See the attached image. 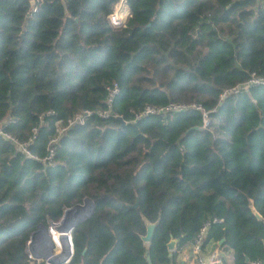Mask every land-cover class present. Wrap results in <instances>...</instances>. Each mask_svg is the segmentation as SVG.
Segmentation results:
<instances>
[{"label": "trees", "instance_id": "16d2710c", "mask_svg": "<svg viewBox=\"0 0 264 264\" xmlns=\"http://www.w3.org/2000/svg\"><path fill=\"white\" fill-rule=\"evenodd\" d=\"M250 74L264 0H0V126L30 154L0 136V264H42L30 234L85 198L63 264H177L205 222L213 264L264 262V85L220 100Z\"/></svg>", "mask_w": 264, "mask_h": 264}, {"label": "built area", "instance_id": "2783aa9c", "mask_svg": "<svg viewBox=\"0 0 264 264\" xmlns=\"http://www.w3.org/2000/svg\"><path fill=\"white\" fill-rule=\"evenodd\" d=\"M116 10L117 11H114L112 14H110L108 16V21L112 27H121L124 23L125 17L121 16L122 13L120 11H118V9H116ZM250 85H264V75L263 76H255L254 74H250L249 78L245 82L237 84V85L225 90L220 95V100L226 94L235 93V92L240 91V90L246 91ZM113 92H114V90L109 91L108 100H110ZM187 108H194V109L202 111L203 126L207 125V123H208L207 116L205 115V112L197 104H194V103H192V104H184V103L172 104L171 103L167 107H165L164 110H185ZM157 111L159 112L160 110H157ZM157 111L151 109L150 107H146L145 110L143 111V114L154 113ZM73 121L80 122L81 120L79 117H76ZM61 130H63V129H61ZM0 136L2 138H5L6 140H8L10 143H12L13 146L15 148H17L19 151H21L22 153H24L26 155H30L28 153V151L26 150L25 145L17 143L9 134L5 133L1 129V126H0ZM60 219L57 221H54V222H50L48 226L39 225L30 234V237L26 243V249H25L26 250V257L29 260H33L36 263L48 264L47 260L51 259L55 255L54 254V252H55L54 247L59 246V239H60L59 236L67 237V242L70 245L71 237H68L67 232L65 235H62L61 233H60V235H53V230L60 226ZM213 221H215V220H213ZM208 225H209L208 222H205L201 225L196 237L194 238V240L191 244V251L195 254H197L200 250L202 238L204 237L205 230H206ZM37 230L39 231L38 233H40L39 235H41L40 236L41 239H40V237L35 238V245L36 246L34 247V245L32 244V241H31V237H33V235H36L35 231H37ZM37 246H40V247H37ZM210 258H211L210 261L208 263H205L204 261H202L201 258H199L197 256L195 258V262H196V264H213L215 262L213 259V256ZM68 260H69V257L67 259H65L64 263H66ZM245 264H264V262L259 260V259H255V260L247 261Z\"/></svg>", "mask_w": 264, "mask_h": 264}, {"label": "water", "instance_id": "95a60500", "mask_svg": "<svg viewBox=\"0 0 264 264\" xmlns=\"http://www.w3.org/2000/svg\"><path fill=\"white\" fill-rule=\"evenodd\" d=\"M87 201H89V199L85 198V199H83L81 204H76V205L64 210V212L61 216V219H60V227H64V225H67V231L66 232L68 234V237H71V230L74 227V225H76L77 223L86 219L90 215V213L92 212L93 206H94L93 202L91 203V206L87 209V213L85 216H82L80 219L72 218L73 215H75V217L77 216V213L79 212V210L81 208H83L85 206ZM136 205H137V203L135 202L131 207L134 208V207H136ZM251 211L255 215L256 218L259 217L258 214L253 211V209H251ZM154 225H155L154 223H145V234L143 236H141V240L144 243H148L150 241ZM38 232H39L38 230L35 231L36 235H33V237L35 236V238H36L38 236H41V235H39L40 233H38ZM33 237H31V241H32ZM59 241L62 243L63 250L58 255H54L51 259L47 260L48 264H63L65 259H67L68 257L71 256L72 243H70V245L68 244L67 237H60ZM175 242L176 241L174 239H171L166 243V248L168 249V251L173 250ZM145 256L148 259L147 253H145ZM245 261H247V260H245ZM148 263H149V261H148Z\"/></svg>", "mask_w": 264, "mask_h": 264}, {"label": "crops", "instance_id": "0c3cea01", "mask_svg": "<svg viewBox=\"0 0 264 264\" xmlns=\"http://www.w3.org/2000/svg\"><path fill=\"white\" fill-rule=\"evenodd\" d=\"M32 244L34 245V247L36 246L35 236L32 238ZM172 251H174V248ZM218 254L219 253L217 251L216 245L213 242H208L206 244H203L197 254L191 251V245H185L181 247L178 251H176L175 261L177 262V264H196L195 258L198 256L199 258L202 259V261L208 263L211 259L210 257L213 256V259L216 262L217 260L215 258H217ZM223 255H224L225 263L229 264L230 257L227 256V254L225 253Z\"/></svg>", "mask_w": 264, "mask_h": 264}, {"label": "bare ground", "instance_id": "6f19581e", "mask_svg": "<svg viewBox=\"0 0 264 264\" xmlns=\"http://www.w3.org/2000/svg\"><path fill=\"white\" fill-rule=\"evenodd\" d=\"M91 203H92V200L87 201V203L85 204V206L79 210V212L77 213V216L75 217V215H73L72 218L80 219L82 216H85L86 213H87V209L91 206ZM66 231H67V225H64V227H60L59 226V227H57V228H55L53 230V235H60V233L62 235H65L66 234ZM38 237H40V236H38ZM59 237H62V236H59ZM40 239H41V237H40ZM62 250H63L62 243L59 241V246H55L54 247V251H55L54 254L55 255L56 254L58 255L59 253H61Z\"/></svg>", "mask_w": 264, "mask_h": 264}, {"label": "rangeland", "instance_id": "374dc122", "mask_svg": "<svg viewBox=\"0 0 264 264\" xmlns=\"http://www.w3.org/2000/svg\"><path fill=\"white\" fill-rule=\"evenodd\" d=\"M114 11H117V10H116V8H115V10H114ZM124 15L126 16V14H125V13H122V14H121V16H122V17H125ZM89 200H91V199H89Z\"/></svg>", "mask_w": 264, "mask_h": 264}]
</instances>
